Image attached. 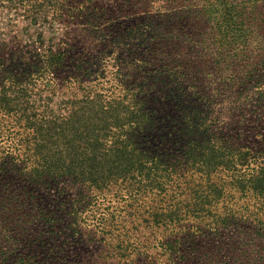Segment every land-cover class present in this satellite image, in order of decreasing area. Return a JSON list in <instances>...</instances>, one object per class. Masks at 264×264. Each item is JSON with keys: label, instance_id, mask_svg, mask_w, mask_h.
Masks as SVG:
<instances>
[{"label": "rangeland", "instance_id": "1", "mask_svg": "<svg viewBox=\"0 0 264 264\" xmlns=\"http://www.w3.org/2000/svg\"><path fill=\"white\" fill-rule=\"evenodd\" d=\"M34 1L37 7L11 0L0 9V91L13 111L23 112L17 122L27 120L35 131L26 129L19 140L24 159L0 154V264H264V196L241 191L237 177L231 185L216 178L233 194L225 193L201 217L205 202L194 192L201 179L190 170L192 179L184 185L195 190L181 193L172 186L170 197L182 203L178 215L167 216L170 197L160 199L167 191L153 183L155 167L148 174L133 167L123 175L101 163L91 174L104 177L91 183L89 164L71 167V158L54 155L63 134L81 140L88 152L102 148L100 128L114 132L118 111L101 103L125 99L133 106L142 100L137 110L158 117L163 107L148 99L150 87L180 68L184 86H196L195 97L215 119L219 143L241 151L236 164L242 180L256 184L253 174L264 166V0H218L220 9L243 7L242 23L238 18L232 24L252 25L250 45L230 49L218 46L203 15L207 1L216 0ZM51 60L57 64L46 68ZM5 76L12 79L2 84ZM120 126L117 131L128 129ZM167 131L157 125L154 133L164 144L146 146L160 159L167 148L181 147ZM108 138L107 146L114 142ZM30 164L50 177L35 178L37 171L28 176ZM258 206L259 217L247 209ZM225 210L228 219L222 220L218 214Z\"/></svg>", "mask_w": 264, "mask_h": 264}, {"label": "trees", "instance_id": "2", "mask_svg": "<svg viewBox=\"0 0 264 264\" xmlns=\"http://www.w3.org/2000/svg\"><path fill=\"white\" fill-rule=\"evenodd\" d=\"M6 1L0 0V9H3L1 6H7ZM27 1H31L30 7H37V3L34 0ZM223 2L229 4L231 0H222V3ZM218 4V0H216V2L207 1L202 10L208 28L213 34L212 37L215 39L218 46L222 49H230L234 46L240 47V45H250L252 25L244 24L242 26H236V23L232 24L231 22V19L239 18L242 23L240 12L243 7H238L234 4L226 7L227 4H225L223 5L224 8L220 9ZM56 54H58L57 56H61L63 52L58 50ZM55 64L57 63L51 60L50 63H46L45 67L52 68ZM59 65L60 64L57 66ZM1 67L4 69L5 64L1 63ZM41 67L42 66H39L36 69L40 71ZM229 68H231V65ZM181 74L180 68L175 71H169L167 78L161 79L159 84L150 87V89L153 90V95L149 96L148 99H152V101L160 100L159 103L163 107V109L159 110V115H161L160 118H158L159 115L157 117L150 113L152 114L151 116L143 107H140V109H138L140 112H138L136 107L138 105H143L142 100H136L133 106L130 103H124L125 99L119 102L110 101L106 104L101 103L100 108L115 106V109L118 111V115L114 117L113 122L115 125L114 132H112L108 126L100 128V130H105L102 148L96 147L88 152L77 142L81 140L69 138L68 134H63L62 138L65 139V141L61 142L60 146H57L61 148L57 152L55 151L54 155H59L60 158L64 156L71 158L68 163L71 167L79 164V162L89 164L90 170L87 173L86 179L91 183H96L98 177H104V174L101 176L97 175L98 172L94 176L91 174L92 170H96L100 167L103 168L101 163L105 164L108 162L111 167L120 170L119 172H123V175L128 173L133 167H135L139 173L147 169V174L155 167L154 169L157 170L156 173H158V175H155L157 176L156 178L152 177L153 183L162 190H165V192L167 191L165 195L160 198L165 202H167L166 197L171 196L168 190H171L172 186L181 189V193H184V189L187 188H191L192 192L195 190L192 185H184L192 179V176L186 174L191 170L194 172L192 173L193 176L196 173L198 174V178L201 179L198 183L200 185L199 187L202 188L194 191L196 193V199L205 202V205L203 204V206H200L202 207L199 212L201 217H205L202 215L203 212L206 213L211 211L212 205L220 203V198L225 195V193L233 194L228 189L224 191V183L218 180L216 181V178H219L220 181L222 180L221 178H223L226 184L229 183L231 185L233 183L232 180L237 177V182H241L243 186L241 191L249 192L254 197L264 196V166L260 168L261 170L258 171L257 174H253V182L256 184L251 185L250 178L248 180H242V174L240 173L241 169L237 166V158L239 161L242 156L240 153L241 151L238 154V148H235V146L227 143H219L222 139L221 135H219L215 131V127H213L215 119L210 116L211 112H206L203 109L205 104L200 101L199 96L195 97L197 94L193 92V89H195L196 86L191 83L190 80V82L184 86L186 78L184 74ZM11 79L12 76H5L2 80V84H6L5 81ZM4 86L5 85H1V89L5 88ZM9 101L10 100H7L6 94L0 91V137H3L2 140L6 142L5 144H1V147H4V149H0V154L1 157H8L11 153L20 157L22 154L17 150V146L21 136L25 134L26 129H29V133L32 134H34L35 131L30 124L28 125L27 120L26 125L23 124L25 120H22V123L17 122V118L20 120L24 118L23 112L20 110L13 111L14 108L9 106ZM2 104L5 107H2ZM92 104H94V100L87 101V108L81 109L79 114L82 115ZM27 118L28 120L31 119L29 117ZM67 122L68 121H63L61 128H63ZM31 123L33 126L35 125L34 121ZM160 123L161 125H165L166 129L168 128L166 133L167 138H172V141H174L173 144L181 146L175 149V151L167 148L168 154L163 155L165 159H160L153 150L146 148L147 145L153 143L158 144L159 141L161 143L160 145L164 144L154 133L157 129V125ZM119 124L122 125L120 126ZM108 125L111 126L110 123H108ZM123 125L128 126L126 131L121 128ZM119 126L121 131H117ZM110 135L113 137L111 139L114 142L107 146L108 144L105 141L109 139L108 137ZM9 136H12V139H10ZM56 136L59 137L58 133ZM122 136L124 137L123 141L114 140ZM96 137L98 136L96 135ZM89 143L88 141V144ZM81 156L86 159H81ZM22 158L24 159V156L20 159ZM153 163L155 166H153ZM30 165L31 169H25L28 176H31L34 171H37L35 166L32 164ZM18 170L21 171L20 169ZM56 171L57 170L52 172L56 175H60ZM109 171H113V169L111 168ZM79 173L84 175V172ZM226 176H228V179H226ZM34 177L44 178L50 176L48 173H40L37 171ZM76 177L82 178L79 176ZM162 177H165L163 181L161 180ZM174 177H176L175 180L173 179ZM182 177H184V180L181 179ZM174 199L175 198L171 197L169 199L170 202L167 205H169L170 210L165 213L167 216L178 215L176 210L181 208L182 202L179 200L173 202ZM190 204L191 203H188V208ZM225 208H227V206ZM247 209L250 213L257 215V217H259V211H263V207L260 206ZM160 214L164 215V212L162 211ZM218 217L222 220L228 219V211L225 210L222 214L219 213Z\"/></svg>", "mask_w": 264, "mask_h": 264}]
</instances>
